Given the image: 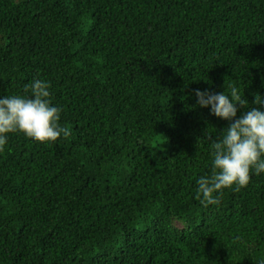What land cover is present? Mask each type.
Returning a JSON list of instances; mask_svg holds the SVG:
<instances>
[{
  "label": "trees",
  "instance_id": "16d2710c",
  "mask_svg": "<svg viewBox=\"0 0 264 264\" xmlns=\"http://www.w3.org/2000/svg\"><path fill=\"white\" fill-rule=\"evenodd\" d=\"M34 77L71 133L8 134L0 264L264 259V173L195 195L229 121L193 92L264 95V0H0V95Z\"/></svg>",
  "mask_w": 264,
  "mask_h": 264
},
{
  "label": "clouds",
  "instance_id": "9594fccd",
  "mask_svg": "<svg viewBox=\"0 0 264 264\" xmlns=\"http://www.w3.org/2000/svg\"><path fill=\"white\" fill-rule=\"evenodd\" d=\"M24 87L30 94L0 95V150L13 132L42 143L56 141L61 136L67 138L71 133L69 127L59 123L60 108L49 99L47 80L34 77ZM193 92L196 105L207 107L210 114L229 121L211 141V175L196 180L195 195L201 203L215 205L223 189L238 190L249 183L250 172L264 173V95L253 93L252 106L236 85L229 86L227 92H211L207 88ZM255 264H264V259H258Z\"/></svg>",
  "mask_w": 264,
  "mask_h": 264
}]
</instances>
